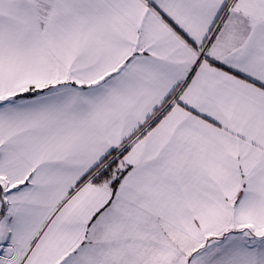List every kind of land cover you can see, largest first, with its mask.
Here are the masks:
<instances>
[{
    "label": "snow or ice",
    "instance_id": "1",
    "mask_svg": "<svg viewBox=\"0 0 264 264\" xmlns=\"http://www.w3.org/2000/svg\"><path fill=\"white\" fill-rule=\"evenodd\" d=\"M0 264H264V0H0Z\"/></svg>",
    "mask_w": 264,
    "mask_h": 264
}]
</instances>
